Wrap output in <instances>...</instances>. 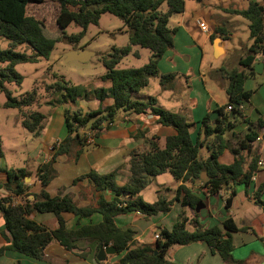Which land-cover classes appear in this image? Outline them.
<instances>
[{"label":"trees","instance_id":"1","mask_svg":"<svg viewBox=\"0 0 264 264\" xmlns=\"http://www.w3.org/2000/svg\"><path fill=\"white\" fill-rule=\"evenodd\" d=\"M43 2L44 0H0V39L7 42V48L0 49V92L5 96L1 107L17 110L22 118L21 126L29 133L41 130L44 116L40 112H32L28 116L22 112L35 103V88L19 97H14L7 89L12 83L18 86L23 79L15 71L17 65L35 63L38 58L47 59L60 41H66L70 45L78 44L86 28L97 25L102 14H110L122 21L123 27L129 32L128 43L121 48L113 46L110 52L101 56L105 69L101 80L109 84L108 88L72 86L61 79H57L52 85H46L45 91L58 94L56 103L47 102L49 105H72L78 100H96L101 104L106 99L112 100V104L85 114L78 110L70 112L65 109L66 135L51 146L52 153L48 161L37 168L35 177L41 184V190L34 195L33 200L24 198V177L28 175L24 169L0 168L6 180L2 187L9 193V196L0 198V214L4 221V230L8 233V237L1 234L8 244L0 247V255L5 251H12L41 260L43 250L52 241L58 242L68 251L76 249L75 243L78 241H89L96 243V250L99 246L114 247L115 255H120L115 264H177L165 258L170 247L204 243L212 254H217L225 263L231 262V234L245 229L236 227L230 217L221 222L222 231L218 226H199L196 221L199 213H194L192 222L196 226L188 230V219L181 211L170 230L159 229L158 238L151 245L138 244L134 240L135 233L119 228L114 219L118 215L132 212L139 213L144 218L166 214L170 212L174 201H179L181 207L194 211L195 205L202 198L193 193V189L187 187V184L199 185L203 196L218 195L220 191L227 189L229 195L224 200L225 209L230 208L237 187L243 186L246 190L254 173L259 170L257 152H253L250 145L257 136L249 132L234 146L226 133L229 132V136L234 138L235 132L230 131L236 120L242 117L240 104L247 101L252 94L251 91L244 90V81L255 75L253 65L256 57L264 62V0H250L246 9L232 11L247 22L251 44L246 54L239 59L240 70L220 69L223 79L228 83L225 89L227 103L219 109V117L213 123L207 116L202 120L201 130L198 131L194 143L189 133L192 124L184 115L155 108L156 100L153 97L143 100L136 98L151 78L157 77L163 89L173 79L172 74L160 75L157 63L172 48L174 30L168 27V19L183 12L184 0H57L59 12L54 19L56 33L51 35L44 32L39 21L30 20L26 14L29 4ZM162 5L166 7L164 12L160 10ZM69 7L75 10H70ZM70 24H75L80 31L66 35L65 30ZM23 45L31 49L34 55L15 51V48ZM133 47L150 52L146 64L136 69H117L124 58L130 55L136 59L139 57L138 52H132ZM235 105L238 107H234ZM227 107L231 110L224 113L223 110ZM147 110L157 117L158 124L173 128L175 135L166 138L163 149L150 143L151 146L146 152L131 156L128 161L129 176L125 184H117L118 170L108 174L90 171L75 178L72 184L87 179L92 188L93 204L78 207L69 196L49 197L45 187L53 177L52 164L56 157L71 155L76 161L85 146H88L86 134L97 138L110 124L113 125L119 112L141 115ZM142 135L139 133L137 137ZM201 147L206 149L208 157L200 156ZM224 150L229 151L233 157L230 165L218 163V157ZM250 156L252 160L248 163ZM164 173L180 183L174 196L169 198V190L164 189V195L157 192L155 202L142 201L139 193L149 185L151 178ZM202 173L206 174V181L201 180ZM262 188L264 183L257 189V195ZM107 192L111 194L108 200L104 197ZM17 198L21 202H15ZM262 204L264 207V202ZM33 213L54 215L58 228L48 230L37 224L29 218ZM63 213L72 214L79 219H90L94 214H99L101 221L67 231Z\"/></svg>","mask_w":264,"mask_h":264},{"label":"crops","instance_id":"2","mask_svg":"<svg viewBox=\"0 0 264 264\" xmlns=\"http://www.w3.org/2000/svg\"><path fill=\"white\" fill-rule=\"evenodd\" d=\"M249 1L184 0L183 12L174 14L168 19V27L174 30L172 48L158 61L157 70L160 75L172 74L173 79L166 89L159 85L163 91L159 93L158 90L153 97L156 100L155 108L184 115L187 121L191 122V128L194 127L193 133L198 129L201 130L202 120L206 116L209 118L210 114L216 111L218 115L215 119L209 120L213 123L219 117V109L227 103L225 89L228 83L223 79L220 69L240 70L238 62L245 54H243L242 49L246 44L247 47L251 44L247 22L240 16L233 14L232 11L246 9ZM241 4H244L243 7H240ZM200 23L206 24L207 31L200 30ZM70 51L80 50L72 48ZM138 55L137 59H140V52ZM256 63H261L262 67L258 72L253 70L255 75L244 81V90L251 91L252 94L247 101H242L240 104L242 117L236 120L230 131V133L235 132L234 138L229 136V132L226 133L231 145L234 146L242 141L249 132L257 136L250 145L251 150L257 152L258 163L261 165L257 163L259 170L254 173L246 190L240 186L237 187L236 193V195L242 193L245 198L251 199L254 210L250 213L245 212L242 214L243 219L237 221L235 216H232L228 211L225 212L224 209V200L229 195L227 189L220 191L218 195L203 196L198 188L199 185H186L193 189V193L202 198L201 202L204 204V208L196 218L199 226L203 228L218 226L223 231L221 222L226 217H230L236 227L245 229L231 234L232 261L225 263L217 254H212L204 243L172 246L165 253V258L168 261L177 264H264V207L262 204L264 202L262 198L264 188L258 191V195L256 194L257 189L264 183V62L260 57H256L254 64ZM105 84L104 87L108 88L109 84ZM146 97L152 96L140 94V92L136 95V98L141 100ZM111 104L112 100L110 99L104 100L101 104L96 100H78L72 105L47 104L45 108L39 111L44 116L41 130L37 133H31L40 140L38 142L39 158H36V165L39 167L46 163L50 156L47 152L48 149L51 150L53 144H57L65 137V109L71 111L74 107L76 111L85 114ZM223 112L228 113L226 109ZM139 133L143 135L137 137ZM173 135H175L174 129L158 124L157 117L151 114L150 110L141 115L119 112L115 116L113 125L103 130L97 138H94L91 145L85 146L76 161L72 159L71 155L56 157L52 164L54 174L45 187V192L49 197L69 196L78 207L93 204L92 188L88 180L83 179L73 185L72 182L75 178L90 171L108 174L118 170L116 182L118 185H123L128 180V161L131 156L146 152L151 146L150 143L155 144L159 149H163L166 138ZM203 149L204 147L200 148V156L206 158L208 153L206 151L203 154ZM251 160L252 156L248 158V163ZM232 162L233 157L227 150H224L218 157L220 164L230 165ZM0 168L11 169L4 164L3 159H0ZM19 169H24L28 173L24 177V198L33 200L34 195L41 190V184L35 177L37 169L35 171L29 169L27 162H25V167ZM160 177L165 178L157 182ZM154 178V194L162 189H168L167 193L171 194L169 198H172L176 188L180 185L166 173ZM201 180L203 179L201 178ZM5 181L4 173L0 172V198L9 196V193L2 187ZM141 192L139 193L140 198ZM104 197L108 200L111 198V194L107 192ZM15 202H21V199L17 198ZM153 202L155 200L151 201V203ZM232 205L233 199L230 209ZM181 211L186 214V209L181 207L180 202L174 201L169 213L144 218L139 213L132 212L118 215L114 221L119 228L133 231L135 233L134 240L138 244L151 245L155 241L154 234H157L161 228L170 230ZM62 217L67 231L82 225L98 224L101 221L99 214H94L90 219H79L68 213H63ZM186 217L192 228H195L196 225L192 222L193 217H188L187 214ZM29 218L48 230L58 228L57 219L52 214L33 213ZM1 234L8 237L0 214V247H4L8 243ZM75 246L76 249L68 251L58 242L52 241L43 250L41 260L32 259L12 251H5L0 255V264H97L98 249L96 250V243L78 241ZM81 254L84 256L82 257ZM119 257L120 255L107 256L106 260L101 263L115 264Z\"/></svg>","mask_w":264,"mask_h":264},{"label":"rangeland","instance_id":"3","mask_svg":"<svg viewBox=\"0 0 264 264\" xmlns=\"http://www.w3.org/2000/svg\"><path fill=\"white\" fill-rule=\"evenodd\" d=\"M243 5L241 4L240 7H243ZM69 9L75 10L72 7H69ZM160 10L164 12L166 10L165 5H162ZM58 12L59 4L57 0H44L42 4H29L26 14L30 20L39 21L44 32L51 35L52 33H56L54 19ZM79 31L80 29L75 24H70L66 28L65 33L66 35H72L77 34ZM128 36L129 32L123 27L122 21L119 18L110 14H102L97 25H89L86 28L84 36L78 44L70 45L66 41H60L55 45L47 59L38 58L35 63L17 65L15 71L23 79L18 86L12 83L7 86V89L12 92L14 97H19L26 92H30L33 88L36 89L35 103L31 107L22 110L28 116L32 112L41 111L45 108L47 102L56 103L58 94L45 91V87L48 84L52 85L57 79L68 82L72 86H84L87 88L104 87L106 84L102 82L101 76L104 74L105 69L101 63V56L110 52L113 46L121 48L127 45ZM6 48L7 42L0 39V49ZM72 48H77L93 55L85 62H65V54ZM242 50L243 54H246L248 50L247 44ZM15 51L23 52L26 55H34V52L25 45L15 48ZM134 51L140 52V59H135V57L130 55L120 62L117 69H136L146 64L150 52L147 49H140L139 47H133L132 52ZM158 90L159 93L163 91L158 84V78L153 77L149 80L148 85L140 91V94L155 97ZM4 102L5 96L0 92V139L4 164L8 168L19 169L25 167V162H27L29 169L35 171L38 168L36 161L39 158L38 142L40 140L23 129L21 126L22 118L17 110L1 107ZM75 111L76 109L73 107L70 112ZM188 122L191 123L190 121ZM198 130L193 133L194 127L190 129V138L193 142L196 139ZM47 152L51 154V150L48 149ZM204 153H206L205 148L203 149ZM164 178L160 177L157 182ZM154 180L155 178H151V185L146 187L140 194L145 203H151V201L157 199V194L153 192L155 186ZM164 193V189H162L160 194L164 195ZM167 195L168 197L169 195L171 196L169 193ZM262 198L264 200V196ZM184 209H186L188 217H193L194 211L189 208ZM253 210L252 200L245 198L242 193H239L233 197L232 208L225 209V212H230L239 221V219H243L242 214L245 212L250 213ZM186 228L188 230L194 229L189 223L186 225ZM167 258H169V255H167Z\"/></svg>","mask_w":264,"mask_h":264},{"label":"water","instance_id":"4","mask_svg":"<svg viewBox=\"0 0 264 264\" xmlns=\"http://www.w3.org/2000/svg\"><path fill=\"white\" fill-rule=\"evenodd\" d=\"M93 54L88 53L86 51L80 50V51H69L65 54V62H71V61H78V62H85L87 60H89V58L92 56ZM262 67L261 63H256L253 66V70L258 72L259 69ZM234 107H238L237 105H235ZM218 115V113L215 111L212 114H210L209 116V120H213L215 119V117ZM201 178H203V180L205 181L207 176L205 173H202ZM204 208V204L203 202H198L195 207H194V213H199L202 209ZM116 250L114 247L109 246V247H103V246H99L98 248V252L96 255V261L97 262H104L106 260L107 256H112L115 255Z\"/></svg>","mask_w":264,"mask_h":264},{"label":"built area","instance_id":"5","mask_svg":"<svg viewBox=\"0 0 264 264\" xmlns=\"http://www.w3.org/2000/svg\"><path fill=\"white\" fill-rule=\"evenodd\" d=\"M199 28H200V30H202V31H207V26H206V24H202V23H200L199 24ZM231 110V108L230 107H227L226 108V111L227 112H229ZM112 125L110 124V127H111ZM86 144H88V145H91L92 144V142H93V137L91 136V135H89V134H86ZM258 140V139H257ZM258 165H261V163H258ZM156 238H158V234H154V239H156Z\"/></svg>","mask_w":264,"mask_h":264}]
</instances>
